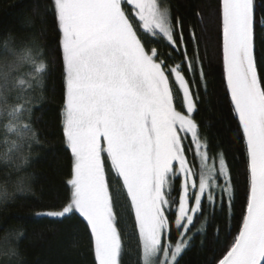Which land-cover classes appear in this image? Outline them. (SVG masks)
Wrapping results in <instances>:
<instances>
[{
    "label": "snow or ice",
    "instance_id": "snow-or-ice-1",
    "mask_svg": "<svg viewBox=\"0 0 264 264\" xmlns=\"http://www.w3.org/2000/svg\"><path fill=\"white\" fill-rule=\"evenodd\" d=\"M42 7L41 21L50 16L57 32L60 129L71 164L66 194L33 217L82 225L93 264H126L129 255L134 264H180L197 235L204 246L209 225V264H264V55L256 46L264 0L206 6L216 26L223 98L236 121L232 162L219 145L211 150L195 119L213 75L201 47L205 9L194 13L205 25L198 33L161 0H45ZM46 57L35 33L6 34L0 43L6 181L7 170L27 163L26 150L43 147L29 94L44 88ZM14 191L35 196L23 178ZM9 199L0 184V201ZM22 237L16 233L17 242Z\"/></svg>",
    "mask_w": 264,
    "mask_h": 264
},
{
    "label": "trees",
    "instance_id": "trees-1",
    "mask_svg": "<svg viewBox=\"0 0 264 264\" xmlns=\"http://www.w3.org/2000/svg\"><path fill=\"white\" fill-rule=\"evenodd\" d=\"M45 0H0V43L6 34L25 35L35 33L47 52L49 63L44 88L37 89L29 95L35 97L33 111V127L38 133L43 147H35L28 155V161L18 171L11 172L5 178V169L0 164V184H5L10 199L0 201V264H93V256L89 250L88 237L83 226L65 220L62 223L50 219H36L33 213L47 206L57 195L61 198L66 194V180L70 172V153L63 146L60 129V108L63 94L62 67L58 49L57 32L51 17L41 21L42 5ZM168 5L175 15L185 18L199 33L205 29L195 11L205 9L209 20L205 29L206 41L202 49L207 47V55L212 60V83L208 95L204 97L195 119L201 124V132L207 136L211 150L216 146L228 151L232 162V150L235 149L236 121L224 100V92L220 83L222 69L216 63L217 33L216 26L211 22L206 6L214 7L215 0H161ZM260 3V0H257ZM257 53L264 55V30L257 28ZM27 71V69H23ZM238 155V153H237ZM240 169L242 165L233 162ZM23 178L30 185L35 196H20L14 191V183ZM242 196L243 178L240 177ZM239 199L236 214H239ZM217 219L215 225H221ZM197 226H199L197 224ZM214 225L207 227L208 239L200 246L202 237L197 235L193 246L185 251L180 264H209L214 255L215 245L211 242ZM16 233H23L17 242ZM176 240L177 233H172ZM223 238V233H221ZM17 249L19 256L5 255L10 249ZM126 264H134V256H125Z\"/></svg>",
    "mask_w": 264,
    "mask_h": 264
},
{
    "label": "rangeland",
    "instance_id": "rangeland-1",
    "mask_svg": "<svg viewBox=\"0 0 264 264\" xmlns=\"http://www.w3.org/2000/svg\"><path fill=\"white\" fill-rule=\"evenodd\" d=\"M116 187H118V182L114 181L113 182V188H116Z\"/></svg>",
    "mask_w": 264,
    "mask_h": 264
}]
</instances>
